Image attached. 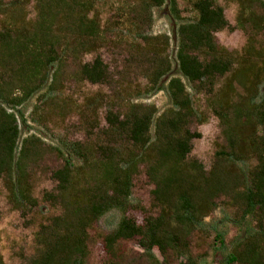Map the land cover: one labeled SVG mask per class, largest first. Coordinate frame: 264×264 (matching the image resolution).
Segmentation results:
<instances>
[{
	"label": "trees",
	"instance_id": "trees-1",
	"mask_svg": "<svg viewBox=\"0 0 264 264\" xmlns=\"http://www.w3.org/2000/svg\"><path fill=\"white\" fill-rule=\"evenodd\" d=\"M167 2L181 20L178 0L119 5L106 24L98 0H0V182L12 207L23 216L36 209L34 169L48 158L63 161L53 173L55 189L44 195L61 213L40 227L27 264H89L90 232L111 213L121 217L100 237L105 264H135L127 259L134 241L147 264H200L193 253L199 241L219 264H264V0H239L236 27L218 0H194V19L176 31L180 77L172 76L169 38L146 34L154 9ZM237 29L247 36L242 52L217 38ZM126 33L133 38L127 58L112 71L101 50L124 42ZM139 79L146 95L167 92L165 112L135 101ZM74 83L107 87L111 95L70 103L61 96ZM188 87L207 97L220 121L224 143L209 170L192 156L202 137L192 126L206 119ZM36 97L34 115L63 117L71 109L79 116L72 129L85 139L55 146L31 134L21 141L28 123L21 109ZM142 174L154 186L153 213L134 199ZM218 211L223 219L208 222ZM0 264H7L1 254Z\"/></svg>",
	"mask_w": 264,
	"mask_h": 264
},
{
	"label": "rangeland",
	"instance_id": "rangeland-1",
	"mask_svg": "<svg viewBox=\"0 0 264 264\" xmlns=\"http://www.w3.org/2000/svg\"><path fill=\"white\" fill-rule=\"evenodd\" d=\"M139 0H98V8L102 15L103 23L115 14L116 7L126 3ZM194 0H178L179 9L181 11V20H175L170 10L169 3L160 8L154 9V20L151 28L146 34L150 37L169 38V46L166 47L167 54L172 62V76L180 77L177 64V39L176 31L180 24L189 22L194 19L195 14L192 11V3ZM220 5L225 10V15L229 23L236 27L238 24L239 0H218ZM29 19H34L36 16L34 3L29 4L27 8ZM217 38L222 46L229 51L242 52L247 43V36L239 29L234 31L225 30L217 34ZM133 38L130 33H126L124 42L118 43L116 40L111 42L106 48L101 50V55L104 61L110 66L112 71L122 69L125 59L127 58L126 41H131ZM94 55H89L85 58L86 62H91ZM166 81V80H165ZM185 84L188 82L183 78ZM135 86L139 84L141 87V97L132 94V97L138 103L155 105L160 114L165 112L171 102L166 91L159 92L154 95H146V81L141 79L134 81ZM225 81L220 84L221 88L225 87ZM167 86V84H165ZM193 96L196 108L203 114L206 119L204 123H195L192 126L194 132H198L202 137L194 141V149L192 156L202 162L209 170L213 163L214 153L216 149L223 145L224 141L221 134V125L217 117H215L208 108L207 97L199 96L188 87ZM264 91V84L261 86ZM240 94V91L235 92ZM110 96L111 91L107 87L93 86L89 83L71 84L61 97L66 98L70 103L84 104L88 98ZM38 98H34L21 109L27 125L22 124V139L28 135L35 134L41 137L48 145L58 146L64 139L70 141H83L85 135L83 133H75L72 125L79 122V116L71 109H66L63 117H49L45 112L34 115V108L37 105ZM106 113L105 100H101L99 109V119L102 126L105 125L104 116ZM19 115V114H18ZM63 164L62 160L57 158H48L42 162L33 171L32 188L33 196L38 201V207L29 215L23 214L14 209L9 201V193L4 185L0 182V254L3 256L7 264H27V258H30L36 249L35 237L42 225L47 224L51 218L60 215L59 208L52 206L46 202L44 195L47 192H52L56 187V182L53 179V173ZM154 186L148 181L147 177L142 174L136 179L134 188V199L140 203L147 211L153 213V192ZM141 217V214L138 213ZM120 214L111 213L104 217L99 225L91 232V241L89 244L91 256L89 264H105L106 255L102 248L101 235L114 230L120 220ZM224 215L221 211L216 212L207 221L210 223H219ZM223 226V225H222ZM230 228V225L229 227ZM208 245L198 242L193 247L194 256L198 258L200 264H219L221 257L219 255L206 256ZM136 241L129 243L127 259L134 261L135 264H147L145 257Z\"/></svg>",
	"mask_w": 264,
	"mask_h": 264
}]
</instances>
